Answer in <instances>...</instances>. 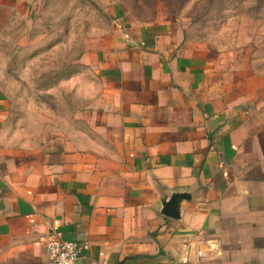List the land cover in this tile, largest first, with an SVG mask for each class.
Segmentation results:
<instances>
[{
	"label": "crops",
	"instance_id": "obj_1",
	"mask_svg": "<svg viewBox=\"0 0 264 264\" xmlns=\"http://www.w3.org/2000/svg\"><path fill=\"white\" fill-rule=\"evenodd\" d=\"M115 11L73 123L26 132L0 87V264H49L53 237L77 264H264V77Z\"/></svg>",
	"mask_w": 264,
	"mask_h": 264
},
{
	"label": "rangeland",
	"instance_id": "obj_2",
	"mask_svg": "<svg viewBox=\"0 0 264 264\" xmlns=\"http://www.w3.org/2000/svg\"><path fill=\"white\" fill-rule=\"evenodd\" d=\"M11 7L0 6V87L26 132L64 128L94 95L90 55L113 30L115 8L127 18L174 23L186 45L238 79L264 77V0H22Z\"/></svg>",
	"mask_w": 264,
	"mask_h": 264
},
{
	"label": "built area",
	"instance_id": "obj_3",
	"mask_svg": "<svg viewBox=\"0 0 264 264\" xmlns=\"http://www.w3.org/2000/svg\"><path fill=\"white\" fill-rule=\"evenodd\" d=\"M49 264H77L81 257V245L76 240L48 239ZM199 256L204 252L198 251Z\"/></svg>",
	"mask_w": 264,
	"mask_h": 264
},
{
	"label": "water",
	"instance_id": "obj_4",
	"mask_svg": "<svg viewBox=\"0 0 264 264\" xmlns=\"http://www.w3.org/2000/svg\"><path fill=\"white\" fill-rule=\"evenodd\" d=\"M187 198V195L185 194H174L170 201L165 203V209H164V214L172 217V218H178L179 217V210L177 208V201L178 199H183Z\"/></svg>",
	"mask_w": 264,
	"mask_h": 264
}]
</instances>
